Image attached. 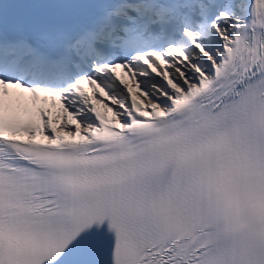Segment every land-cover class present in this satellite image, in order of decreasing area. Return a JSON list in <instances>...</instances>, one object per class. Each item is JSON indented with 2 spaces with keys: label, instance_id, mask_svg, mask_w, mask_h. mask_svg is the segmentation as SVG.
<instances>
[{
  "label": "snow or ice",
  "instance_id": "obj_1",
  "mask_svg": "<svg viewBox=\"0 0 264 264\" xmlns=\"http://www.w3.org/2000/svg\"><path fill=\"white\" fill-rule=\"evenodd\" d=\"M0 264H264V0H0Z\"/></svg>",
  "mask_w": 264,
  "mask_h": 264
},
{
  "label": "bare ground",
  "instance_id": "obj_2",
  "mask_svg": "<svg viewBox=\"0 0 264 264\" xmlns=\"http://www.w3.org/2000/svg\"><path fill=\"white\" fill-rule=\"evenodd\" d=\"M121 74H122V75H125V74L123 73V71L121 72ZM125 78H127V77L125 76ZM87 87H88V86H87Z\"/></svg>",
  "mask_w": 264,
  "mask_h": 264
}]
</instances>
